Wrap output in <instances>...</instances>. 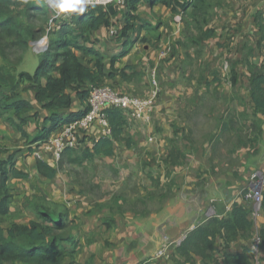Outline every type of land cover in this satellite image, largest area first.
<instances>
[{"label":"crops","instance_id":"0c3cea01","mask_svg":"<svg viewBox=\"0 0 264 264\" xmlns=\"http://www.w3.org/2000/svg\"><path fill=\"white\" fill-rule=\"evenodd\" d=\"M137 8V19L130 21L126 34L122 32L127 7L120 4L109 26L92 32L84 46L105 57L106 70L131 66L142 73L140 78L128 75V82L116 77L105 83L121 94L148 95L150 73L156 71L161 92L151 123L144 124L149 127L144 131V122L127 119V134L135 142L131 148L115 143L111 158H94L82 166L64 162L59 168V160L52 158L44 142L29 145L0 118V146L7 149L0 161L13 155L16 169L29 175L26 181L7 182L13 198L6 224L27 226L33 219L29 204L44 197L48 204L68 210L62 245L66 253L73 250V243L77 249L63 264H221L225 253L239 254L244 246L251 249V241L238 237L225 248L221 232L206 252L209 259L194 252L183 255L179 245L169 249L166 259L154 255L164 236L177 239L211 219L227 218L235 204H245L251 175L264 172V116L255 113L249 87L251 74L264 67L256 21L257 15L264 20L260 0H224L205 27L213 36L196 48L187 47V41L199 34L182 12L151 6L147 0ZM168 48V56L161 58ZM21 66L20 71L29 72L25 55ZM41 83L44 86L45 80ZM70 94V109L51 114L66 118L84 109L86 102ZM21 96L30 101L32 114H38L24 130L37 137L51 114L35 102L32 91ZM103 136L93 125L73 157H80L83 148L92 149ZM37 160L53 167L56 176L51 180L40 176ZM109 169L119 175L116 183L101 179ZM258 224L264 226V213ZM251 254L253 264H264L263 250Z\"/></svg>","mask_w":264,"mask_h":264},{"label":"trees","instance_id":"16d2710c","mask_svg":"<svg viewBox=\"0 0 264 264\" xmlns=\"http://www.w3.org/2000/svg\"><path fill=\"white\" fill-rule=\"evenodd\" d=\"M42 1V4L40 2ZM143 0H122V6L127 7L125 27L122 34L131 30L130 21H135L137 7ZM149 5H162L173 13L182 12L192 24V29L198 36L187 41V47H200L202 40L213 36L208 25L213 10L224 4V0H147ZM116 3L107 6H91L82 16H73L70 23H59V28L46 31L50 13L44 5V0H0V118L13 130L18 132L29 145L45 142L48 137L67 123L81 119L86 112L87 104L81 112L70 114L62 118L53 111L65 112L72 105L73 92L78 99L86 102L89 87L106 86L109 80L116 77L128 82L132 77L140 78L142 73L134 67L124 69H105V57L84 46L89 41L92 32L103 26H109L111 16L116 15ZM19 10V11H18ZM23 18H26L25 22ZM36 22L33 24V22ZM257 28L261 34L258 46L264 50V20L257 15ZM39 22V23H38ZM77 30V31H76ZM47 36L48 47L40 53L39 61L33 73L20 71L24 55L30 44H35ZM116 36V35H114ZM112 36V37H114ZM51 38V39H50ZM80 53V56H77ZM91 59H90V58ZM115 59L111 60L112 66ZM131 71L130 74L128 72ZM264 67L261 72L252 73L249 78L251 102L254 111L264 116ZM45 80V85H42ZM150 82V77H149ZM157 82L158 76H157ZM32 91L35 102L40 108L51 115L45 118L39 136L30 137L24 127L37 119L38 114H32L33 106L21 93ZM70 91V92H69ZM130 95V94H128ZM110 134L98 139L92 149L83 148L80 157H73L75 149H65L59 159V168L64 162L82 166L84 161L94 158H111L115 153V143H124L127 149L135 142L127 134V118L118 108L104 109ZM50 124L47 127V124ZM79 146V145H78ZM7 152L0 146V154ZM172 163L176 158V150H172ZM37 173L53 179L56 170L41 160L36 162ZM10 179L26 181L29 175L16 169L13 155H8L0 161V264H63L66 257H73L77 244L73 250L66 253L62 243L67 229V208L48 204L44 197H37L29 204L33 219L25 225L9 224L10 206L13 195L9 192L7 182ZM261 210L264 213V190ZM223 232L225 248L238 237L251 241L258 233L260 239L257 253L264 251V226L255 229L250 220V210L245 204H235L227 218L211 219L207 224L189 232L179 245V249L186 255L194 252L209 259L206 254L213 249L216 235ZM201 248L200 251L197 249ZM252 248L244 246L239 254L223 255L221 264H253L250 260Z\"/></svg>","mask_w":264,"mask_h":264},{"label":"built area","instance_id":"2783aa9c","mask_svg":"<svg viewBox=\"0 0 264 264\" xmlns=\"http://www.w3.org/2000/svg\"><path fill=\"white\" fill-rule=\"evenodd\" d=\"M116 3L120 5L122 0H93V6H107L108 4ZM260 6L264 13V0H260ZM47 7V5H46ZM91 7V6H90ZM50 13V25L59 23L62 20L70 18L54 17L52 11L47 7ZM76 16V15H73ZM72 16V17H73ZM111 36L116 35L113 30L109 31ZM43 41V43H41ZM48 47V39L45 36L38 41L33 50L41 53L45 52ZM169 48L160 53L161 58L167 57ZM156 71L150 73V90L148 95L143 97L121 94L108 86L89 87V95L86 101L88 111L86 114L76 121L70 122L62 126L53 135L49 136L44 142L45 147L52 154V158L58 161L65 149H74L81 143V139L86 136L87 132L93 125H98L101 128L102 134L108 136L110 134L108 121L104 109L106 107L118 108L125 114L127 119L142 121L147 123L150 120V114L156 106L157 98L160 94V86L157 82ZM264 190V172L253 173L250 177V183L246 189L243 201L250 210V220L254 228L259 229L258 219L262 214L261 205ZM188 233L181 235L177 239H171L164 236L160 242V246L155 252L154 259H166L169 249L176 247L186 238ZM258 233L253 239V254L257 253V245L259 244Z\"/></svg>","mask_w":264,"mask_h":264},{"label":"rangeland","instance_id":"374dc122","mask_svg":"<svg viewBox=\"0 0 264 264\" xmlns=\"http://www.w3.org/2000/svg\"><path fill=\"white\" fill-rule=\"evenodd\" d=\"M40 4H42V1L40 2ZM44 5H45V7H46V4L44 3ZM46 9H47V7H46ZM48 10V9H47ZM19 11V10H18ZM51 16V15H50ZM23 20L25 21V22H27L26 21V18H23ZM66 20H62V21H60L62 24L65 22ZM36 22L34 21L33 22V24H35ZM39 23V22H38ZM55 23H53L52 25H50V21L48 20V25H47V28H46V31L48 32V31H52L53 29H55L56 27H55V25H54ZM58 24V23H57ZM49 27H55V28H53V29H48ZM58 28H59V25L57 26ZM51 39V38H50ZM36 44V43H35ZM34 44V45H35ZM33 48L31 47V44H30V46H29V49L26 51V53H25V57H26V68H27V70H29V73H32L35 69H36V67H37V65H38V61H39V56H40V53H38V52H35V53H33ZM42 53V52H41ZM38 54V55H37ZM20 69H22V66H20ZM157 75V74H156ZM160 86V85H159ZM160 92H161V89H160ZM160 95V94H159ZM159 97V96H158ZM154 110H155V108H154ZM154 110L152 111V113L150 114V120H149V122H147V123H143V130L145 131L146 130V127H149V125H147V126H145L144 124H149V123H151V120H152V116H153V113H154ZM140 122V121H139ZM131 127H132V129H133V126L131 125ZM131 130V129H130ZM136 131H138V129L136 128ZM149 141H153V139H150ZM139 143H141V144H144V143H146L145 142V140H141L140 139V141H139ZM75 149V148H74ZM80 151V150H79ZM78 151V152H79ZM114 165H115V162L113 163ZM65 168V170H66V174H67V177L70 175V173H68L67 171V168L66 167H64ZM89 171H91L92 172V169L90 170V169H88ZM113 169H109V170H107V171H105V172H102L101 174H100V176H101V179L104 181H113V182H115L116 183V180L119 178V175L117 174V173H115V172H113L112 171ZM107 175H109V179H107L106 178V176ZM72 176V175H71ZM83 176H85V174H83ZM73 177V176H72ZM77 177V176H76ZM114 185H116V184H114ZM113 190H115L114 189V187L112 188Z\"/></svg>","mask_w":264,"mask_h":264},{"label":"clouds","instance_id":"9594fccd","mask_svg":"<svg viewBox=\"0 0 264 264\" xmlns=\"http://www.w3.org/2000/svg\"><path fill=\"white\" fill-rule=\"evenodd\" d=\"M44 3L52 11L54 17L65 19L73 15L82 16L90 6H93V0H44Z\"/></svg>","mask_w":264,"mask_h":264}]
</instances>
